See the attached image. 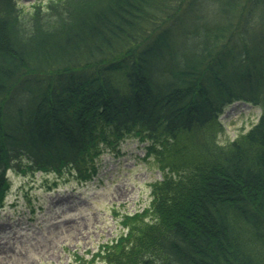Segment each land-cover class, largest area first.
Returning <instances> with one entry per match:
<instances>
[{
    "label": "trees",
    "instance_id": "obj_1",
    "mask_svg": "<svg viewBox=\"0 0 264 264\" xmlns=\"http://www.w3.org/2000/svg\"><path fill=\"white\" fill-rule=\"evenodd\" d=\"M30 1L0 0V207L9 170L86 183L131 135L162 179L93 262L264 264V0Z\"/></svg>",
    "mask_w": 264,
    "mask_h": 264
},
{
    "label": "rangeland",
    "instance_id": "obj_2",
    "mask_svg": "<svg viewBox=\"0 0 264 264\" xmlns=\"http://www.w3.org/2000/svg\"><path fill=\"white\" fill-rule=\"evenodd\" d=\"M261 112L241 100L229 104L221 116V142L247 133ZM7 175L9 189L0 207V264H100L93 256L122 234L124 215L150 205L151 184L162 179L145 143L131 135L103 151L86 183L70 168L35 174L9 170Z\"/></svg>",
    "mask_w": 264,
    "mask_h": 264
}]
</instances>
